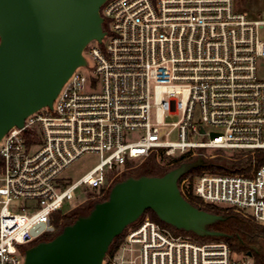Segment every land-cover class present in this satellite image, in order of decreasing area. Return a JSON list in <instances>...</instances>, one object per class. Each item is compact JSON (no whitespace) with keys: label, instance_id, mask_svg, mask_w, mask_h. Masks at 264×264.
Listing matches in <instances>:
<instances>
[{"label":"built area","instance_id":"obj_1","mask_svg":"<svg viewBox=\"0 0 264 264\" xmlns=\"http://www.w3.org/2000/svg\"><path fill=\"white\" fill-rule=\"evenodd\" d=\"M100 14L105 36L86 48L92 75L76 69L52 110L30 115L0 141V264H23V246L53 233L55 214L100 202L131 163L160 152L250 157L244 173L202 171L178 187L183 196L192 181L202 206L264 229V161L255 157L264 153V79L257 73L264 18L248 17L234 0H107ZM90 154L99 158L95 166L73 181L63 177ZM80 195L87 198L70 207ZM102 264L254 263L231 259L224 242L175 236L146 218L126 229Z\"/></svg>","mask_w":264,"mask_h":264},{"label":"water","instance_id":"obj_2","mask_svg":"<svg viewBox=\"0 0 264 264\" xmlns=\"http://www.w3.org/2000/svg\"><path fill=\"white\" fill-rule=\"evenodd\" d=\"M106 1L0 0V141L30 115L52 110L64 83L87 66L86 48L100 44L106 33L100 14ZM205 166L197 158L162 176L115 183L107 200L95 203L87 215L52 240L27 248L23 264H102L113 239L147 210L177 230L224 236L208 228L224 217L193 206L178 187L182 176Z\"/></svg>","mask_w":264,"mask_h":264},{"label":"trees","instance_id":"obj_3","mask_svg":"<svg viewBox=\"0 0 264 264\" xmlns=\"http://www.w3.org/2000/svg\"><path fill=\"white\" fill-rule=\"evenodd\" d=\"M242 156V154H241ZM158 157L160 160H165L167 157L164 156L162 152L158 154ZM187 155L181 156L177 159H171L167 158V163L164 165V168H162L161 171H158L155 168V161H156V155L149 156L142 164V168L139 174L132 175L130 173L124 172L120 178L116 179L114 184L127 179L128 177H140V176H162L168 171L177 168L181 163L184 162H192L195 159L189 158L186 159ZM256 159H258L259 162L264 161V153L257 152L255 153ZM250 162V157L247 158H240L235 159L230 163L229 168L219 167V166H212L207 165L202 168H197L192 171H190L188 174L182 176L178 184H180V181L187 176L196 175L200 172H210L215 174H225V173H244L246 166ZM113 184V185H114ZM109 195V192L107 195L101 200L105 201L107 200ZM183 197L193 206L200 208L204 211H207L212 214L221 215L224 217L223 221H217L213 223L212 225L208 226L209 229L218 231L224 234L222 237H199L191 232H185L182 230H177L173 228L170 225H167L163 222H161L157 216L154 214L153 211L147 210L145 211L139 220H137L135 223L131 224L129 227L135 226L143 219H149L160 226L168 229L170 232H172L175 236H190L201 243H215V242H224L229 247V250L231 252H234L238 255H243L245 258L247 257V254L250 253L251 257L250 259L253 261L254 264H264V253L262 251H257L255 248L261 250L264 249V229L251 223L247 219H245L240 214L233 212V211H227L226 209L216 208L213 206H202L201 202L198 198H196L192 194V181L189 184L188 190L186 193L183 194ZM100 201V202H101ZM97 202H89V205L85 208L84 213H80L77 211H71L68 214L61 215L60 213H57L53 217V225H54V232L48 233L42 238H40L39 242L42 241H49L52 240L58 233L61 232V230L67 226L72 224L79 216L87 215L90 210L93 208L94 204ZM127 229V228H126ZM126 229L123 231V233L117 237H115L108 249V252L106 255L112 254L119 246Z\"/></svg>","mask_w":264,"mask_h":264},{"label":"rangeland","instance_id":"obj_4","mask_svg":"<svg viewBox=\"0 0 264 264\" xmlns=\"http://www.w3.org/2000/svg\"><path fill=\"white\" fill-rule=\"evenodd\" d=\"M235 7L238 11H241L245 13L248 17H251L253 19L262 20L264 18V0H234ZM85 59L87 61V66L82 69V71L86 75H92L94 66H93V60L90 58L88 53H86V50L84 52ZM258 77L261 79H264V61L261 62V64L258 67ZM206 140V137H197L195 140ZM172 140H177V137H172ZM199 156L198 158H202L204 163L206 165H212V166H219L224 168H229V165L231 161L237 160L241 158V152L236 150H220V149H201L197 151ZM155 161V168L158 171H161L162 168H164V165L167 163V158L165 160H160L158 156H156ZM145 161V160H144ZM144 161L134 162L130 164V169L128 173L132 175H137L140 173L142 164ZM99 162V158L97 155L90 154L85 155L81 157L79 160H77L75 163H73L63 174V177L66 180H75L84 173H86L88 170H90L93 166H95ZM201 173V172H200ZM228 173V172H227ZM119 176L118 178H120ZM117 178V179H118ZM87 197L85 195H80L79 198H75L71 202H69V206L73 207L77 200L78 202H81L85 200ZM21 205V202H19ZM18 204V205H19ZM89 205V203L83 202L80 206H78L75 210L80 213H84L85 208ZM140 219V218H139ZM138 219V220H139ZM250 221V220H248ZM253 223L252 221H250ZM254 224V223H253ZM256 225V224H255ZM42 238V237H41ZM40 240L37 239L36 241L29 243L25 246H23V249H27L34 244L38 243ZM257 251H262L264 253V249L261 250L255 248ZM231 259L233 260H242L246 259L243 255H238L234 252H231ZM250 259V258H249Z\"/></svg>","mask_w":264,"mask_h":264}]
</instances>
